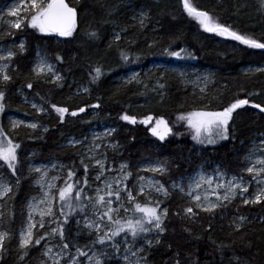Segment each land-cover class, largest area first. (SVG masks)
<instances>
[{
    "label": "trees",
    "instance_id": "trees-1",
    "mask_svg": "<svg viewBox=\"0 0 264 264\" xmlns=\"http://www.w3.org/2000/svg\"><path fill=\"white\" fill-rule=\"evenodd\" d=\"M66 1L77 9L76 31L71 37L43 36L27 27L16 32L17 39L25 40L26 51L14 58L16 70L10 72L13 81L0 90L6 93L4 112L38 117L34 112L27 114L15 95L17 88L28 90L26 84L29 82L33 88L27 93L38 103H43L40 100L43 97L48 101L45 107L49 110L50 104H56L68 107L70 112L80 107H85L86 111L76 117L67 115L63 123L52 115L53 118L44 121L50 128L45 134L21 131L15 140L20 139L24 153L36 149L43 159L67 158L64 150L58 148L66 136H77L91 125L107 123L118 129L115 138L123 149L122 158L132 171L144 156L158 154L169 161L170 179L189 174L207 163L218 164L229 172L239 171L245 143L252 134L264 133V113L250 105L238 109L229 122V138L212 147L192 140L190 130L182 122L177 123L176 116L193 110H222L237 98H247L251 103L264 106V73H243L249 66H264V50L250 49L228 37L204 31L184 11L182 0ZM191 3L233 30L264 42V10L259 8L258 0H191ZM141 11L147 12L149 17L143 28L134 18H138ZM91 31L97 33L96 38L89 37ZM116 32L121 33L119 41H114ZM36 48L49 55L64 77L61 87L43 83L32 75ZM181 48L195 58L185 53H181L182 59L165 53V49L179 51ZM121 52L128 55V62L121 59ZM57 55L63 58L62 63L56 60ZM172 62L187 66L189 71L210 73L206 99H200L199 91L180 75L154 66ZM98 66L102 67L103 74L92 83L90 73L94 75L93 69ZM126 72L138 73L142 83L120 82L118 76ZM158 81L165 84L163 97L152 91ZM144 84L148 85L147 89ZM82 88H88L89 92L81 93ZM97 103L99 108L89 107ZM125 112L138 119L147 115L163 116L173 127V134L162 142L152 136L151 124L132 125L120 120ZM18 155L22 167L23 153ZM66 160L80 169L76 159ZM20 171L21 168L17 171L20 185L15 200L10 202L13 209L10 226L13 228L22 225V208L31 195L30 183L22 178ZM186 203V199L176 193L166 201L169 208L166 231L160 237L161 243L151 250L149 264H175L177 259L180 264H221V253L217 250V245L221 244L231 246L224 250L223 264H229L231 256H239L241 264H264V203L240 207L239 214L251 221L246 222L240 232L229 227L231 215L221 221L219 212L216 218L201 213L195 224L173 215ZM238 205L237 202L230 205L229 213L235 214ZM209 224L213 227L206 232L204 229ZM186 227L191 232L185 231ZM67 228L75 235L74 221ZM85 242L86 237H82L80 243ZM16 245L14 234L4 264H17ZM42 245L33 248L23 264H37ZM109 264L117 263L113 260Z\"/></svg>",
    "mask_w": 264,
    "mask_h": 264
},
{
    "label": "snow or ice",
    "instance_id": "snow-or-ice-1",
    "mask_svg": "<svg viewBox=\"0 0 264 264\" xmlns=\"http://www.w3.org/2000/svg\"><path fill=\"white\" fill-rule=\"evenodd\" d=\"M258 3L259 8L264 10V0H258ZM182 4L184 11L193 17L204 31L228 37L250 49L264 50V42L220 23L219 19L214 18L208 11L193 6L191 0H182ZM7 15L14 19L3 22L6 24V29L0 31V39L14 36L13 29L23 30L25 27L45 35L71 37L77 27V9L70 7L66 0H17ZM134 18L138 19L140 27L143 28L146 27L145 22L149 17L147 12L141 11L139 17ZM88 35L96 38L97 33L91 31ZM120 39L121 33H114V41ZM25 51L26 45L23 40L19 43L13 41L8 47H0V89L13 81V76L10 74L12 61ZM165 53L181 59L184 58L181 53H185L189 58H195L183 48L179 51L165 49ZM37 55L38 59L31 69L33 76L61 87L64 77L46 57L39 53ZM121 59L125 62L129 61L128 55L124 52H121ZM136 59L138 60L139 57ZM56 60L63 62V58L59 55L56 56ZM93 72L94 75L90 73L91 82L95 83L103 74L102 67H95ZM255 72L264 73V67H257ZM134 82L142 83L138 73L130 76L126 84ZM202 82L201 87L200 78L193 81L199 89L200 99H206L210 77L204 76ZM26 87L31 90L33 84L29 82ZM144 87L147 89L148 85L144 84ZM163 89L165 84L158 81L152 91L163 97ZM19 91L23 94V89ZM83 91L88 92L89 89L84 88ZM5 97V91L0 90V113H4L6 108ZM40 100L43 103L29 101L28 96L24 95V102L30 103L36 114H48L49 108L45 107L48 101L43 97H40ZM247 105L264 113V106L261 104L251 103L247 98H237L222 110L182 112L176 116V122H182L190 130L192 140L198 144L214 145L229 138V122L233 119V113ZM49 107L57 114L60 123L64 122L66 114L76 117L86 111L85 107L71 112L68 107L56 104H50ZM89 107L99 108L100 104ZM119 119L132 125L151 124L149 131L152 136L162 142L173 134V127L163 116L147 115L138 119L135 115L125 112ZM21 126L33 131L39 129L43 133L49 131L48 127L39 122L26 123L23 120L11 121L10 130L15 131ZM115 132V128L106 129L101 134H94L89 142L69 140V146L77 149L76 154L80 168L83 169V176L78 177L79 169L75 164L71 167L62 163H53L50 167H29V175L33 184L39 188L40 195L32 197L27 202L26 218L19 229L18 243L14 249L17 253V264H23L32 249L41 246L42 242L39 257L36 258L37 264H109L113 260L117 261V264H149L151 250L161 243L160 237L166 231L165 222L169 216L166 201L171 198L173 192L179 193L187 202L181 211L173 215L182 217L192 224L198 222L201 213L216 218L219 212L221 221L231 215L229 227L235 232H240L246 222H251L247 216L239 214L240 207L264 203V139L244 156L242 162L245 167L241 169L239 175H229L220 169H216L214 173L200 170L186 178L173 180L166 186L164 182L155 178L168 175L169 167L166 161H157L138 168L132 183L130 181L134 173L127 163L122 162L118 167H113L107 153L102 149L119 151V142L105 143ZM20 148V143L10 138L4 127L0 126V162H2L0 163V223L4 222L5 217L9 223L12 221L13 209L9 202L15 200L16 189L20 185V177L17 175ZM5 169L10 172L12 178H15V183L5 174ZM65 169L64 176L50 175L53 170L63 172ZM90 171L94 172L91 177ZM141 172L152 175H141ZM244 174L250 179L246 180ZM185 179L187 183L184 182ZM236 201H239L236 212L230 214L229 206ZM73 221L76 225L75 235L67 228ZM212 227L209 224L204 230L208 232ZM185 231L191 232V229L186 227ZM82 237H86V242L83 244L80 243ZM13 238L14 234L10 229L0 230V264H4L9 254L8 246ZM230 248V245H217V250L221 253V264H223L224 250ZM175 264H180L179 259ZM229 264H241V258L231 256Z\"/></svg>",
    "mask_w": 264,
    "mask_h": 264
},
{
    "label": "rangeland",
    "instance_id": "rangeland-1",
    "mask_svg": "<svg viewBox=\"0 0 264 264\" xmlns=\"http://www.w3.org/2000/svg\"><path fill=\"white\" fill-rule=\"evenodd\" d=\"M16 3H17V0H0V31H4L6 29V24L3 23L4 21H8L10 19H14L12 17H9L7 15V13L9 11V9L14 4H16ZM21 14L23 15V13H21ZM23 30H15V29H13L12 31L14 33V36L4 37L3 39H0V47H8V46H11L12 43H13V41H15L16 43H19V41L23 40L25 42V40L23 38L17 39L16 36H15L16 32H20V31H23ZM33 30H35V29H33ZM38 34H41L43 36H48V35H45V34H42V33H39V32H38ZM38 53L41 56L46 57L50 63H52L53 65H55L54 62L52 61V59L49 57V55L45 51L41 50L40 48H36V50H35V60H34V62L32 64V67H33V65L35 64V62L38 59V55H37ZM154 66H155V68H163L165 70L175 72L176 74H178L181 77H183V80L186 81V83H188L189 86H191L192 88H196L198 91H199V89L194 85L193 81H197V79L200 78V80H201L200 86L202 87L203 86L202 78L204 76H209L210 77V73H206V72H196L194 70L189 71L188 68H186L187 66L179 65L178 63H175V62L174 63L173 62L172 63H156V65H154ZM32 67H31V69H32ZM257 67H264V66H262V65L261 66H249L245 70H243V73H247V74L257 73V72H255V69ZM55 68L58 71V69H57L56 66H55ZM12 69H15V67L13 65V61H12ZM12 69H10V72L12 71ZM135 73L136 72H126L125 74H122L121 76H118V79H119L120 82L126 83V81L128 80V78L130 76H132L133 74H135ZM41 82L47 83V82H45L44 79H41ZM50 84H52V83H50ZM20 89H22V88H17L16 89L15 95L19 98L20 103L26 109L24 111L27 112V114H29V115H30V112L31 113L34 112V114H36L35 110L31 108L30 103H25L24 102V95H27L28 96L29 101L34 100L27 93V91L29 89L26 90V91L23 89V94H21V92L19 91ZM83 89L84 88L81 89V91H80L81 93H88L89 92V91L88 92H84ZM255 110H258V109H255ZM49 111H48V114H39V115L36 114V116H38L37 118L26 117L23 114H19V113H15V112H4V113H0V126H3L4 127L5 131L8 132V135L10 136V138H12L15 142L20 143L18 141L20 139H17V140H15V139H16V137L18 136V134L21 131H30L34 135L35 134H37V135L38 134H45V133H43L39 129L36 130V131H33V130L28 129V128L24 127V126H21L19 129H16L15 131H12V130H10V123H11V121H14V120H23L26 123L27 122H39L41 125L46 126V127L49 128V126L46 123H44V121H46L48 118H53L52 115H54V117H56L58 119L57 114L53 110H49ZM67 115H70V114H66L65 118L67 117ZM71 117H73V116H71ZM38 118H41V119H38ZM109 128H115V127H112L111 125H109L107 123H98V124H95V125H91L85 131H82L77 136H72V135L66 136L63 139V141L59 144L58 148L61 149V150H64V153L63 154H67V156H66L67 158L72 157L73 159H76L77 160V163L79 164V159H78L77 154H76L77 153V149L76 148H72L71 146H69V143H68L69 140L76 139V140H81V141L89 142V141L92 140L94 134H101L106 129H109ZM115 129H116V132L111 137L107 138V141H105V143H107L108 141L118 142L116 140V138H115V134L117 133L118 129L117 128H115ZM262 139H264V133H257V134L254 133V134H252V136L250 137V139L245 143L244 149H243L244 150L243 151V156H242L241 161L239 162L240 163L239 164V166H240L239 171L229 172L228 170H226L225 168H222L218 164H213V163H210L209 164V163H207V164H204V165H202L200 167H197L193 172H191L189 174L186 173V174H183V175L176 176V179H170L169 178L170 170H169L168 175H166V176H156L155 178L161 180L167 186L173 180H178L179 178H182V177L183 178H186V177H188L190 175H194L197 171H200V170H203V171H205L207 173H214V171L216 169H220L222 171H226L229 175H232V174L239 175V174H241V169L243 167H245V164L242 162L244 156H246L248 154V152L254 146L259 145ZM218 142H220V141H218ZM216 144H214V145L203 144V146H205V147H212V146H215ZM102 151H105L107 153V156L109 158V161L112 162L113 167H118L119 163H122V162L128 164V162L126 161V159L125 158H122L123 149H122L121 146L119 147V151L118 152H113L111 149H107V148H103ZM19 153H23V156H22V167H21V163H20L18 169L21 168V171H20L21 176H22L23 179L28 180V182L30 183V189H31V195L27 199V201L25 202L24 207L22 208V213H23V216H24L23 219H25L26 218V214H27V208H26L27 202L32 197L39 196L40 195L39 188L33 184L32 177L29 175V167L30 166H49L50 167L51 164H53V163H57V164L62 163L64 165H67V166H70L71 167V164L66 160L67 158H65V157L64 158H57L56 156H52V157H48L47 159H43L41 157V154L39 153V151L36 150V149H30L29 151H27V152L24 153L23 150H22V147H21L18 150V154ZM157 161H166L167 164L169 165L168 159L165 158L162 155H159L158 154L156 156H144L140 160V162L138 164H136V166L134 167V169H133L134 176L132 178V181H130V183L134 182L135 174H136L138 168L144 167L145 165H147L149 163H155ZM0 163H2V162H0ZM5 174L8 175L9 178L13 180V183H15V178H12L10 176V172L8 170H6V169H5ZM140 174L141 175H145V176H151L152 175L151 173H144V172H141ZM50 175H61V176H64V175H66V169L63 172H60L58 170H53L50 173ZM92 175H94V172L93 171H90V177ZM244 175H245V179L246 180L247 179H250L247 176V174H244ZM80 176H83V169L82 168H80L79 171H78V177H80ZM184 182L187 183V180L185 179ZM250 191H252L251 188H250ZM173 193H176V194H178L180 196V194L177 193V192H173ZM141 199H143V198H141ZM236 202L239 203V201H236ZM21 226H18L16 228L11 227L10 226V223L7 221V218L5 217L4 222L3 223H0V230L10 229L13 232V234H15V236L17 238V243H18V232H19V229H20ZM41 231H43V230H41ZM115 263H117V261H115Z\"/></svg>",
    "mask_w": 264,
    "mask_h": 264
},
{
    "label": "water",
    "instance_id": "water-1",
    "mask_svg": "<svg viewBox=\"0 0 264 264\" xmlns=\"http://www.w3.org/2000/svg\"><path fill=\"white\" fill-rule=\"evenodd\" d=\"M67 3V2H66ZM71 7V6H70ZM53 35H55V34H53Z\"/></svg>",
    "mask_w": 264,
    "mask_h": 264
}]
</instances>
